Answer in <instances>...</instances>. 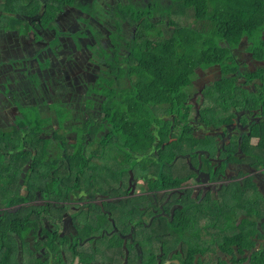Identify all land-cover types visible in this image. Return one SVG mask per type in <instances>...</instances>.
Segmentation results:
<instances>
[{
    "label": "flooded vegetation",
    "instance_id": "flooded-vegetation-1",
    "mask_svg": "<svg viewBox=\"0 0 264 264\" xmlns=\"http://www.w3.org/2000/svg\"><path fill=\"white\" fill-rule=\"evenodd\" d=\"M180 6V0H0V18L10 20L0 23V36L9 38L2 76L14 78L28 107L40 102L45 112L36 118L39 113L17 111L15 124L0 130L9 141L0 153L25 154L5 158L13 162L4 179L13 192L1 195L14 198L6 203L0 197L2 232L20 241L7 253L14 252L19 264H55L62 258L65 264H149L155 261L141 246L143 230L161 218V225L175 221L181 232L186 218L204 229L213 221L226 223L232 213L238 224L253 222L264 233V46H259L264 29L243 35L237 45L218 41L221 60L196 66L173 103L131 108L140 96L132 94L134 88L149 78L138 74L136 50L148 42L154 51L173 43L181 25L195 32L193 13L182 21ZM138 116L151 123L141 154L125 147L133 168L111 179L100 176L93 160L106 155L110 140L122 133L121 122L127 126ZM30 117L45 123L42 131L20 124ZM39 135L48 143L36 147ZM39 152L48 162L36 167L45 182L60 178L57 170L70 168L72 161L63 198L27 188ZM28 154L15 183L14 170ZM4 168L2 163L0 172ZM67 206L75 209L68 213ZM23 208L29 213L18 215ZM85 211L93 218L79 225L73 212ZM123 212L122 221L117 214ZM7 214L13 229L5 225ZM32 225L37 229L23 239L19 230ZM86 229L100 234L84 237L80 231ZM251 240L255 250L264 246V234ZM185 256L179 242L168 253L159 248L155 264H183ZM205 257L229 260L219 251L213 257L194 253L192 264Z\"/></svg>",
    "mask_w": 264,
    "mask_h": 264
},
{
    "label": "trees",
    "instance_id": "trees-1",
    "mask_svg": "<svg viewBox=\"0 0 264 264\" xmlns=\"http://www.w3.org/2000/svg\"><path fill=\"white\" fill-rule=\"evenodd\" d=\"M180 4L182 21L183 19L187 20L189 14L193 13L192 18H195L196 23L195 29L193 27L191 29L195 30L196 33L188 31L190 26L181 25L180 29L176 30L173 43V40H171L168 44H164L161 49L154 51L157 48H152L151 42H148L146 48L141 47L136 50L140 60V64L137 66L138 74L146 73L151 81L148 79L146 82L142 81L134 88L132 94L140 95L131 102V108L134 110L137 108V110L141 111L143 104H146L147 107H152L162 103H173V97H178L177 93H183V88L187 86L190 78L194 76L196 66L206 67L221 60V48L217 44L218 41L227 40L231 45H237L243 35L251 34L255 36L254 34L258 29H264V0H180ZM205 31H211L212 33L204 35ZM193 33H195L194 36L192 35ZM156 39L158 40V38ZM170 43L172 44L170 45ZM259 46H264V41ZM150 93L153 98L150 97L144 100L141 97ZM156 94H161L164 98L155 99ZM28 116L30 114L26 117ZM150 123L151 118L145 122L140 116L134 117L127 126L124 122L120 123L122 133L117 135L115 141L110 140L111 146L106 155L102 154L99 159L93 160L97 163L96 166L100 167L98 169L102 171L100 176L111 179V177H119V172L133 168L130 154L125 147H129L135 153L141 154L146 140L145 126ZM20 124L31 125L35 127V130L42 131L45 123L40 120L35 122L30 117ZM148 136L150 140L149 146H151L153 138L150 134ZM6 140L3 134H0V145H3L4 142H9ZM9 140L13 142L12 138ZM21 140L23 138L19 139V141ZM47 143L39 135L35 146L41 147ZM104 143L102 141L100 145ZM7 154L9 153H0V166L2 163L5 165L4 170L0 172V197L5 198L6 203L14 198L13 196H8V194L1 195L3 190L8 193L13 192L12 183L7 184L4 182V179H6L12 169L11 165L13 162H5L4 160L6 157L14 158L25 155ZM72 154L79 156V151L74 149ZM44 156V152H39L37 155L34 170L28 174L27 188L37 192L47 189V191H51L54 199L63 198L66 195L68 184L71 183L69 178L64 177H68L74 172L72 161H70V168L65 167L57 170L60 178L45 182L36 169L39 164L42 166L48 165V162L44 160ZM122 156H125L124 160H120ZM29 159L30 154L15 168L13 173L15 183H18L23 166ZM75 168L81 170L82 166L75 164ZM46 184L50 185L44 189L40 187ZM66 184L67 186H65ZM20 199L22 198L18 196L17 201ZM132 207L134 209L135 206L132 205ZM27 213L29 211L23 208L18 215L24 216ZM116 213H118L117 210ZM8 215L5 221L9 224L5 225L7 229H13L15 228L14 222L8 218ZM233 215L235 214H228L226 223H222L220 220L209 223L208 227L202 228L204 231L191 224L193 222L188 218L183 221L181 232L176 230L175 221L169 224L165 219L166 225H161L160 221L164 218L157 219L153 222L152 227L143 230L141 246L149 254V257L153 258L151 260L155 262V253L159 248H163L165 253H168L175 248L177 249L178 243L181 242L184 253L190 257L185 256L187 257L186 259H180L183 264H192L195 259L193 258L194 253L213 257L218 251L226 255L229 260L205 257L203 260L201 258L198 264H264V246L255 250L256 242L251 240V237L254 236L262 239L264 233L253 222L245 224L239 222L238 224V220L233 218ZM117 218L123 221L124 212L117 214ZM33 222L35 221L33 220ZM36 226H23V230H19V235L24 239L29 232H32L35 228L37 229ZM3 229L4 226L0 225V264H19L18 260L15 261L16 255L14 252L7 253V250L17 249L20 241L18 242V238L7 235L6 232L3 233ZM139 233V236H142L140 230ZM160 233L166 235H159ZM112 242L120 245L117 240ZM176 256L180 255L177 253L175 254ZM155 262H149V264H155Z\"/></svg>",
    "mask_w": 264,
    "mask_h": 264
},
{
    "label": "crops",
    "instance_id": "crops-1",
    "mask_svg": "<svg viewBox=\"0 0 264 264\" xmlns=\"http://www.w3.org/2000/svg\"><path fill=\"white\" fill-rule=\"evenodd\" d=\"M9 38L0 36V130L3 128H10L17 121V111L21 112L20 107L29 110L33 108L32 112L39 115H43V103L32 102L31 106H27V103L19 98L18 93L20 90L17 88V84L14 82V78L10 75L2 76V63L1 60L4 56L5 48ZM17 100V101H16ZM53 102V101H52ZM23 103V104H22ZM55 106H53L54 108ZM15 113V116L12 115Z\"/></svg>",
    "mask_w": 264,
    "mask_h": 264
},
{
    "label": "rangeland",
    "instance_id": "rangeland-1",
    "mask_svg": "<svg viewBox=\"0 0 264 264\" xmlns=\"http://www.w3.org/2000/svg\"><path fill=\"white\" fill-rule=\"evenodd\" d=\"M171 1H173V0H171ZM10 22V20H7V19H2V18H0V23H3L4 25L5 24H8ZM17 101V100H16ZM33 108H30L29 110H25V109H23V108H21L20 107V110H21V114L22 113H33L32 110ZM36 118H43V117H41L39 114L38 115H36ZM21 119V115L19 116V120ZM61 150V149H60ZM75 208L74 207H72V206H67V209H66V211L69 213V212H71V210H74ZM73 218L75 219V221H77L78 223H79V225L81 224V222H85V221H89V220H91L93 217L92 216H88V214H87V212L85 211V212H73ZM81 232V235H84V237H86V235H89V234H91V233H93V234H100V232L99 231H95V230H93L92 232H90V230L89 229H86L85 231L84 230H81L80 231ZM214 259H216V257H213ZM15 261H16V258H15ZM64 261V259L62 258V260L61 261H58V260H56V263L57 264H65V262H63ZM55 263V264H56Z\"/></svg>",
    "mask_w": 264,
    "mask_h": 264
}]
</instances>
